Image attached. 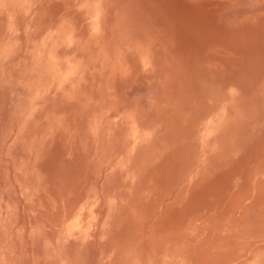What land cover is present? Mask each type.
<instances>
[{"label": "rangeland", "instance_id": "374dc122", "mask_svg": "<svg viewBox=\"0 0 264 264\" xmlns=\"http://www.w3.org/2000/svg\"><path fill=\"white\" fill-rule=\"evenodd\" d=\"M245 2L0 0V264H264Z\"/></svg>", "mask_w": 264, "mask_h": 264}, {"label": "bare ground", "instance_id": "6f19581e", "mask_svg": "<svg viewBox=\"0 0 264 264\" xmlns=\"http://www.w3.org/2000/svg\"><path fill=\"white\" fill-rule=\"evenodd\" d=\"M222 1H223V0H222ZM237 1H238V2L241 1V3H242V1L245 2L244 0H224V3L226 4V2H228V4H229V3H234V2H237ZM257 1H258V0H257ZM213 2H214V1H213ZM213 2H212V3H213ZM246 2H247V1H246ZM246 2H245V4H246ZM249 2H251V0H249ZM249 2H247V3H249ZM253 2H254V1H253ZM219 3H220V2H219ZM245 4H244V5H245ZM213 5H214V4H213ZM216 5H217V4H216ZM253 5H254V4H253ZM226 6H228V5H226ZM237 6H238V5H237ZM240 6H242V5L239 4V7H240ZM257 6H258V5H257ZM216 7H217V6H216ZM248 7H249V5H248ZM248 7H247V8H248ZM258 7H259V6H258ZM260 7H261V6H260ZM217 8H218V7H217ZM234 8H236V7H234ZM240 8H242V7H240ZM244 8H245V6L243 7V10H244V11H242V12H240V13H237V12L232 13V12H231V13H230V17H231L232 19H236V18L238 19L239 17H243V16L246 15V14H248V15H251V14L256 15L255 13H256L257 11L254 10L253 8L251 9V8L249 7L251 10H250V9H248V10H250V11H245ZM254 8H255V7H254ZM232 9H233V8H232ZM261 9L263 10V8H261ZM230 10H231V9H230ZM218 11H219V10H218ZM233 12H234V11H233ZM260 12L262 13V12H264V11H260ZM223 13H224V12H223ZM225 13H226V12H225ZM225 13H224V15L226 16ZM257 13H258V12H257ZM261 13H260V14H261ZM218 14H219V13H218ZM221 16H222V15H221ZM227 16H228V15H227ZM227 16H226V17H227ZM256 16H257V15H256ZM223 17H224V16H223ZM226 17H225V18H226ZM245 17H246V16H245ZM231 18H230V19H231ZM251 18H252V17H251ZM225 20H226V19H225ZM233 22H234V21H233ZM191 24H192V22H191ZM216 24H217V23H216ZM235 24H236V23H235ZM235 24H233V25H235ZM226 26H227V25H226ZM228 27H229V26H228ZM231 27H232V26H231ZM153 84H155V83H153ZM156 84H157V83H156ZM158 85H159V84H158ZM158 85H157V86H158ZM148 87H149V86H148ZM157 88H158V87H157ZM157 88H156V90H157ZM145 89H146V88H145ZM140 90H142V89H140ZM154 91H155V90H154ZM156 93H157V92H156ZM145 95H146V94H145ZM144 99H145V98H144ZM147 100H148V99H147ZM140 104H142V103H140ZM145 108H146V106H145ZM146 109H148V108H146Z\"/></svg>", "mask_w": 264, "mask_h": 264}]
</instances>
